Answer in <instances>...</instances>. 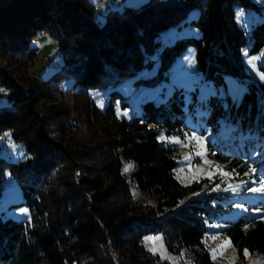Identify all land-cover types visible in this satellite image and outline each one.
<instances>
[{"label":"trees","instance_id":"trees-1","mask_svg":"<svg viewBox=\"0 0 264 264\" xmlns=\"http://www.w3.org/2000/svg\"><path fill=\"white\" fill-rule=\"evenodd\" d=\"M262 7L264 0H140L100 20L91 0L1 2L0 84L8 101L0 105V136L9 130L27 157L14 161L0 151V204L9 177L21 197L8 206H25L29 217L0 210V264H169L143 244L155 233L194 264H212L206 240L213 232L239 255L264 258V197L243 200L246 210L228 218L235 193L217 190L209 177L185 184L176 176L178 146L160 137L189 130L183 85L164 99L142 96L129 117L119 114L131 108L121 86L156 87L193 46L206 82L220 86L232 75L246 87L226 104L217 95L199 100L191 89L190 105L201 102L216 131L233 126L229 138L206 140L207 156L252 196L249 189L264 183V82L245 71L243 51L264 46V17L248 29L236 17ZM184 26L198 34H176ZM42 32L55 37L62 60L36 77L32 37Z\"/></svg>","mask_w":264,"mask_h":264},{"label":"rangeland","instance_id":"rangeland-1","mask_svg":"<svg viewBox=\"0 0 264 264\" xmlns=\"http://www.w3.org/2000/svg\"><path fill=\"white\" fill-rule=\"evenodd\" d=\"M5 0H0V3ZM97 17L103 20L107 11L110 8H123L125 4L138 3L140 0H91ZM258 4L263 0H254ZM264 17V7H262V14L253 9H241L237 13V23L245 28H250L251 24L256 23ZM178 35L198 34L195 27L184 26L177 30ZM32 43L38 47V52L33 65L29 67L31 75L40 77L47 76L51 70L57 68L62 60L61 50L57 44L55 37L48 32L37 33L32 37ZM264 62V46L257 53H250L248 47L243 51V65L245 71L258 82H264V72L261 65ZM152 72V71H151ZM183 85L184 100L183 105L186 112V124L189 127L185 131L184 136L178 134H171L169 136L162 135L160 140L170 141L176 143L178 146L179 161L176 168L177 178L185 184L191 183L193 180L202 177H209L214 181V188L217 190H224L233 192L235 195L229 196L237 202L233 208L225 212L224 215L228 218L236 217L241 211L246 210L243 200L264 197V191L253 192L252 196L247 190L243 189V182L232 179L233 174L226 170L221 164L215 162L207 156L206 140L221 135L223 138H229L232 130V125H221L216 131L211 126L206 124L203 115H206L207 108L203 107L201 102L195 105V109L191 110L190 102L194 101L191 89L194 90L196 98L199 100H207L210 95H217L222 98L225 104L228 102L227 95L232 98L240 96L245 90V85L236 80L232 75L225 76V84L216 86L211 82H206L203 76L196 69L195 48L189 46L183 55L178 56L169 69L168 79H165L156 87L138 86L134 91L131 85L125 83L121 88L125 93L129 94L131 108L127 111L119 110L120 115L129 117L134 108L139 106L142 96H152L157 100L164 99L172 90L173 85ZM8 89L0 84V105L7 103ZM0 151L7 158L20 161L27 157V152L22 143H16L10 138V131L3 132L0 136ZM200 152L201 155L196 153ZM261 153L264 152V142L261 146ZM196 159H198L196 161ZM261 162L258 164L262 166ZM127 169V170H126ZM132 169V163L127 162L123 171L129 173ZM228 173V175H225ZM254 188L264 189V183L260 182ZM5 201L0 204V210L5 209L10 216L19 218H28L29 210L23 206H15L9 208L8 201L18 200L21 197V190L17 183L9 177L4 184ZM133 194L145 202H152L148 193L139 189L133 188ZM207 248L209 250L212 264H264V258L254 256L247 251L239 255L237 250L231 244L228 237L219 233H210L207 236ZM144 246L151 252L159 256V260H168L169 264H194L188 258H181L177 254L169 252L164 244L161 233L147 234L143 237Z\"/></svg>","mask_w":264,"mask_h":264},{"label":"snow or ice","instance_id":"snow-or-ice-1","mask_svg":"<svg viewBox=\"0 0 264 264\" xmlns=\"http://www.w3.org/2000/svg\"><path fill=\"white\" fill-rule=\"evenodd\" d=\"M197 155H201L200 152H197L196 153ZM127 170V169H126ZM225 175H228V173H225ZM250 191H253V192H257V191H264V189H257V188H252V189H249Z\"/></svg>","mask_w":264,"mask_h":264}]
</instances>
